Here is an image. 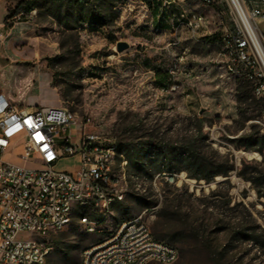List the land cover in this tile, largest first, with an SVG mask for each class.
Instances as JSON below:
<instances>
[{
    "label": "rangeland",
    "instance_id": "1",
    "mask_svg": "<svg viewBox=\"0 0 264 264\" xmlns=\"http://www.w3.org/2000/svg\"><path fill=\"white\" fill-rule=\"evenodd\" d=\"M169 1L0 0V90L21 106L90 115L88 128L115 137L128 161L124 199L106 215L76 206L64 228L42 238L51 246L43 264H82L85 248L137 215L178 248L170 264H264V149L244 146L248 134L264 135L255 121L263 101L216 66L227 16L203 0ZM184 10L203 14L206 26L171 20ZM259 24L264 31V18ZM120 40L130 44L123 52ZM182 145L201 163L179 155ZM130 147L143 150L139 162ZM77 166L76 156L59 163ZM83 216L96 221L94 231Z\"/></svg>",
    "mask_w": 264,
    "mask_h": 264
},
{
    "label": "built area",
    "instance_id": "2",
    "mask_svg": "<svg viewBox=\"0 0 264 264\" xmlns=\"http://www.w3.org/2000/svg\"><path fill=\"white\" fill-rule=\"evenodd\" d=\"M203 1L227 16L216 66L222 77L252 84L254 95L263 101L261 118L255 121L264 125V31L259 24L264 0ZM171 20L193 31L207 23L203 14L191 17L185 10ZM91 124L90 115L82 117L68 106H21L0 90V264H43L51 246L42 238L64 228L76 206L106 215L124 199L128 161L115 137L89 129ZM17 146L21 154L15 153ZM6 155L18 156L23 163L8 161ZM75 156V169L59 167L63 159ZM81 220L90 231L96 229L89 216ZM178 258V248L157 238L137 215L103 242L85 248L82 264H170Z\"/></svg>",
    "mask_w": 264,
    "mask_h": 264
},
{
    "label": "trees",
    "instance_id": "3",
    "mask_svg": "<svg viewBox=\"0 0 264 264\" xmlns=\"http://www.w3.org/2000/svg\"><path fill=\"white\" fill-rule=\"evenodd\" d=\"M27 1H33V0H27ZM53 1H68V2H71V3H74V4H83V5H87L88 2L90 0H53ZM21 4L18 6V9L17 11L19 12L20 9H21ZM244 80V79H243ZM245 81V85L248 86V85H251L252 84L246 80ZM252 90H253V87H252ZM248 140L246 142V144L244 145L246 148L250 149V148H256V149H259V150H263L264 149V135L262 136H255L253 133L252 134H248L247 136ZM185 149H187L186 146L182 145L180 146V150H179V155L181 154H184V158L186 159V161H189L193 164H199L201 163L200 162V158L197 156V154L194 152V151H189L188 153L185 151ZM143 150H135L134 147H130L127 149V156L130 158V159H134L136 162H139V160L142 158V153ZM222 173H227V170L225 171H222ZM208 180L212 178V176H208L206 177Z\"/></svg>",
    "mask_w": 264,
    "mask_h": 264
},
{
    "label": "water",
    "instance_id": "4",
    "mask_svg": "<svg viewBox=\"0 0 264 264\" xmlns=\"http://www.w3.org/2000/svg\"><path fill=\"white\" fill-rule=\"evenodd\" d=\"M116 46H117L118 52H123L129 48L130 44L127 41L120 40L117 42ZM171 178H173V177H171Z\"/></svg>",
    "mask_w": 264,
    "mask_h": 264
},
{
    "label": "crops",
    "instance_id": "5",
    "mask_svg": "<svg viewBox=\"0 0 264 264\" xmlns=\"http://www.w3.org/2000/svg\"><path fill=\"white\" fill-rule=\"evenodd\" d=\"M3 24V22L2 23H0V25H2ZM7 95V94H6ZM7 97L9 98V96L7 95Z\"/></svg>",
    "mask_w": 264,
    "mask_h": 264
}]
</instances>
